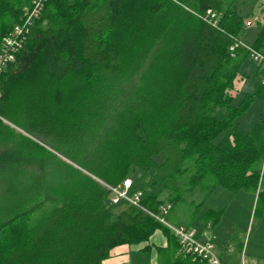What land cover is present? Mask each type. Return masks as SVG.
I'll list each match as a JSON object with an SVG mask.
<instances>
[{
	"label": "trees",
	"instance_id": "trees-1",
	"mask_svg": "<svg viewBox=\"0 0 264 264\" xmlns=\"http://www.w3.org/2000/svg\"><path fill=\"white\" fill-rule=\"evenodd\" d=\"M33 1L0 0V48ZM236 1L46 0L1 78L0 116L72 164L0 120V143L12 145L0 174H18L0 196V264H103L158 231L168 239L159 264H204L147 213L113 204L104 184L138 171L143 207L170 204L171 216L194 195L192 220L217 188L258 189L264 110L250 133L237 120L253 98L264 104V70L254 95L234 106L230 91L248 58L229 53L248 29ZM256 27L252 47L264 52V22ZM221 216L208 209L199 221L209 229Z\"/></svg>",
	"mask_w": 264,
	"mask_h": 264
},
{
	"label": "rangeland",
	"instance_id": "rangeland-1",
	"mask_svg": "<svg viewBox=\"0 0 264 264\" xmlns=\"http://www.w3.org/2000/svg\"><path fill=\"white\" fill-rule=\"evenodd\" d=\"M263 4L264 0H237L234 8L246 20H260L262 23L264 20L260 16V9ZM257 33L258 29L256 25L246 29L242 34V41L253 46ZM257 70L258 65L251 61V59L247 58L243 62L241 72L235 78L230 91L234 106L241 105L247 97L254 95L255 83L258 80ZM263 110V102L256 97L253 98L246 115L237 120L244 133H250L254 125L259 122ZM214 115L218 119L225 118L224 110L222 109H217ZM0 118L3 123L13 130L14 135H23L31 140H36L40 145L50 149L41 140L32 138L25 130L13 125L3 117ZM11 146V143H0V154ZM51 151L64 161L70 163L61 154L53 150ZM261 171L264 173V163L262 164ZM35 172L38 173V169ZM26 175L28 178L35 176L31 170ZM17 180L18 174L9 177H3L0 174V196L7 185H14ZM130 180L135 191L143 189L142 175L138 171L132 172ZM192 201L195 202L191 204ZM198 202L199 198L190 195L188 202L178 205L174 213L171 216H167V219L174 225L189 226L190 228L198 229L200 232L204 230L208 231L209 235L213 238L212 241L217 254L223 259V264H264V180L261 181L257 190L248 189L230 192L223 188H217L211 193L205 204L198 208L196 217L192 220L190 219V215L197 210L195 206ZM208 209L222 210L221 220L209 229L199 221ZM198 240L201 243H205L207 238L200 236ZM140 254L144 257L142 253L134 254V256L136 257ZM143 257H138L139 264H142Z\"/></svg>",
	"mask_w": 264,
	"mask_h": 264
},
{
	"label": "built area",
	"instance_id": "built-area-1",
	"mask_svg": "<svg viewBox=\"0 0 264 264\" xmlns=\"http://www.w3.org/2000/svg\"><path fill=\"white\" fill-rule=\"evenodd\" d=\"M45 2L46 0H34L32 6L27 9L22 21L15 25L12 31L3 38L0 48V82L7 67L15 62L17 54L24 47L27 36L41 16ZM215 17L216 14L208 11L203 19L211 21V19ZM256 23L257 21L252 19L247 20L245 25L247 28H251L255 26ZM213 25L216 26L214 23ZM240 49L245 50L248 58L264 70V52L256 50L242 40H235L229 47L230 56L235 58ZM260 82L264 85V76L260 78ZM104 186L110 191L114 204H118L120 201H125L129 205L147 213L157 222L168 228L176 239L180 252L184 256H190L194 260L204 264H223L214 248L212 237L209 235L208 231L204 230L203 232H200L197 229L177 226L167 219V216L172 210L170 204L160 206L158 212L149 211L141 204L143 193L141 191L131 192L133 187L131 180H125L123 184L118 186H110L106 184H104ZM200 236L206 237L207 241L205 243L199 242L198 238Z\"/></svg>",
	"mask_w": 264,
	"mask_h": 264
},
{
	"label": "crops",
	"instance_id": "crops-1",
	"mask_svg": "<svg viewBox=\"0 0 264 264\" xmlns=\"http://www.w3.org/2000/svg\"><path fill=\"white\" fill-rule=\"evenodd\" d=\"M161 233V231L156 232L148 243L139 246L123 245L117 247L112 251L111 257L104 261L103 264H139L138 257L141 258L143 256L141 254L134 256V254L139 253L144 254L142 264H159L161 260L158 250L165 249L168 246V239Z\"/></svg>",
	"mask_w": 264,
	"mask_h": 264
}]
</instances>
